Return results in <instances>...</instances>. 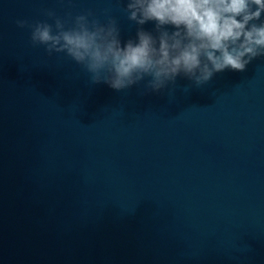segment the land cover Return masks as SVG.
Wrapping results in <instances>:
<instances>
[{"label": "water", "instance_id": "1", "mask_svg": "<svg viewBox=\"0 0 264 264\" xmlns=\"http://www.w3.org/2000/svg\"><path fill=\"white\" fill-rule=\"evenodd\" d=\"M122 8L0 0V264H264V57L117 91L16 25L107 12L123 44Z\"/></svg>", "mask_w": 264, "mask_h": 264}, {"label": "clouds", "instance_id": "2", "mask_svg": "<svg viewBox=\"0 0 264 264\" xmlns=\"http://www.w3.org/2000/svg\"><path fill=\"white\" fill-rule=\"evenodd\" d=\"M122 11L138 26L135 40L123 44L107 12L101 21L92 11L60 17L49 9L44 14L52 23L21 19L16 25L48 56L63 53L91 84L117 91L150 77L145 91L158 92L179 75L199 87L216 73L243 72L264 57V0H123ZM150 21L153 31L140 27Z\"/></svg>", "mask_w": 264, "mask_h": 264}]
</instances>
